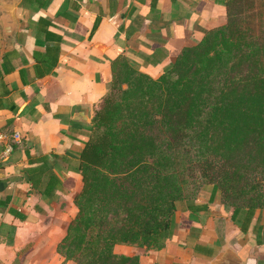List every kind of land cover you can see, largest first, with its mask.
Masks as SVG:
<instances>
[{
    "label": "crops",
    "instance_id": "1",
    "mask_svg": "<svg viewBox=\"0 0 264 264\" xmlns=\"http://www.w3.org/2000/svg\"><path fill=\"white\" fill-rule=\"evenodd\" d=\"M225 0H0V264H72L56 254L81 189L79 152L124 58L158 78L224 23ZM0 142V153L3 150ZM138 264H264V211L211 185L175 203L160 250L114 245Z\"/></svg>",
    "mask_w": 264,
    "mask_h": 264
},
{
    "label": "trees",
    "instance_id": "2",
    "mask_svg": "<svg viewBox=\"0 0 264 264\" xmlns=\"http://www.w3.org/2000/svg\"><path fill=\"white\" fill-rule=\"evenodd\" d=\"M255 0H225L224 23L183 48L156 79L124 58L79 152L76 213L56 245L72 264H138L113 246L160 250L186 165L220 201L264 211V25L243 27ZM182 171V172H181Z\"/></svg>",
    "mask_w": 264,
    "mask_h": 264
},
{
    "label": "rangeland",
    "instance_id": "3",
    "mask_svg": "<svg viewBox=\"0 0 264 264\" xmlns=\"http://www.w3.org/2000/svg\"><path fill=\"white\" fill-rule=\"evenodd\" d=\"M251 9L254 11V16L250 19H246V21L242 23V26L249 28L250 30H256L257 28H260V23L261 25H264V0H255ZM181 165H184V168L186 169V171H183L184 175H182V177L184 178V183L181 185L183 186L184 197H188L196 190L208 185L204 182V179L199 177L196 171L192 169L190 171V167L186 165L183 160L181 161Z\"/></svg>",
    "mask_w": 264,
    "mask_h": 264
},
{
    "label": "built area",
    "instance_id": "4",
    "mask_svg": "<svg viewBox=\"0 0 264 264\" xmlns=\"http://www.w3.org/2000/svg\"><path fill=\"white\" fill-rule=\"evenodd\" d=\"M19 137L17 134L5 135L0 134V142H2L3 150L0 153V159H4L12 150L11 142L17 141Z\"/></svg>",
    "mask_w": 264,
    "mask_h": 264
},
{
    "label": "water",
    "instance_id": "5",
    "mask_svg": "<svg viewBox=\"0 0 264 264\" xmlns=\"http://www.w3.org/2000/svg\"><path fill=\"white\" fill-rule=\"evenodd\" d=\"M1 13V12H0ZM2 14V13H1Z\"/></svg>",
    "mask_w": 264,
    "mask_h": 264
}]
</instances>
